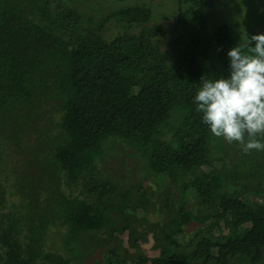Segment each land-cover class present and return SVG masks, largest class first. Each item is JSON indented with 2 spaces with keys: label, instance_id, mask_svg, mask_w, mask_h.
<instances>
[{
  "label": "trees",
  "instance_id": "16d2710c",
  "mask_svg": "<svg viewBox=\"0 0 264 264\" xmlns=\"http://www.w3.org/2000/svg\"><path fill=\"white\" fill-rule=\"evenodd\" d=\"M86 3L0 0V264H82L97 249L124 264L111 240L123 235L135 264H264V206L221 193L216 171L192 172L237 154L194 103L201 76L229 75L227 51L238 45L229 27L178 2L163 24L131 7L92 29ZM111 21L118 33L108 40ZM116 143L139 154L145 176L123 185L102 175L96 160ZM251 154L238 155L253 179L264 151ZM148 176L167 182L160 223L135 216L158 192ZM220 224L226 233L212 235Z\"/></svg>",
  "mask_w": 264,
  "mask_h": 264
},
{
  "label": "rangeland",
  "instance_id": "374dc122",
  "mask_svg": "<svg viewBox=\"0 0 264 264\" xmlns=\"http://www.w3.org/2000/svg\"><path fill=\"white\" fill-rule=\"evenodd\" d=\"M178 2H180L183 8L193 7L196 10H201V14H203L204 17L207 16L208 19L215 24H226L238 44L245 42L246 36L250 37L256 35L264 28V0H98V4L93 3V0H87L84 13L89 14V24H91L92 29H94L99 27V23H101L104 17L110 12L131 7H143L141 9L145 7L151 12L148 21L149 25H159L163 24L164 19L170 17L172 13L177 10ZM81 4H83V2H81ZM107 26L109 29L106 34L105 31H103V34H105L106 39L111 40L114 35L118 33V26L114 25L112 21ZM162 133L163 134L157 138L159 142L168 141L172 134L170 129L164 130ZM225 144L227 147L232 145L227 142ZM103 147L104 150L108 151L104 159L105 161L102 162L100 158H97L95 164L98 165V169H100L102 175L104 174L114 180L120 177L122 178L121 181L124 183H121L123 185L130 183L133 179L145 176L144 170L148 169V165L144 164L139 154H133L132 148L118 143L114 144L113 149L110 151L105 144ZM235 148H237V154L235 152H230L227 156H223L221 151L216 150L214 156H223V160L215 158L212 164L201 166L192 172L197 175H205L216 171L219 174L218 179H220L221 182V193H227L229 196H240L239 198H242L241 201L252 208L256 205L264 206V165L256 169L255 178L250 179L248 173L244 170L246 166L243 168L239 161L240 156L238 154H240L241 148L238 144ZM248 155H251L253 159V154L249 153ZM9 157L10 166H17L20 164V157L18 155L11 154ZM141 164L146 167L141 168ZM224 165L227 169L226 171H224ZM231 170L242 173V176L234 175V180L232 175H228ZM6 172L9 173L10 169L6 170ZM191 178H194V176ZM153 179V177L148 176L145 180L146 182H151L150 185L153 187L152 189L158 192L155 195L153 194L147 212L142 213L138 210L135 216L137 218H146L149 222L160 223L162 221V215L159 211V205L162 204L160 193H166L165 185L167 182L163 177H157V179L155 178L152 182ZM187 199H190V197H187ZM192 210H195V206L192 207ZM198 227V224H191L190 227L185 228V237L182 243H185L188 240V236L194 233ZM222 227V224H220L219 228H215L211 231V234L215 236L223 235V233H226V230H221L220 228ZM54 239L57 240V237H54ZM111 240L112 243L120 242L121 252L125 253V255H121L124 257V264H135L136 260L134 258L132 259L133 251L127 249L125 235L120 238L118 237V239L112 238ZM57 244V242L52 244L48 242L51 248H54ZM150 245L151 240L140 244L143 254L147 257L153 255L152 252H148L147 250ZM97 250L91 254V256H86L82 264H106L107 252L102 249L99 251Z\"/></svg>",
  "mask_w": 264,
  "mask_h": 264
},
{
  "label": "clouds",
  "instance_id": "9594fccd",
  "mask_svg": "<svg viewBox=\"0 0 264 264\" xmlns=\"http://www.w3.org/2000/svg\"><path fill=\"white\" fill-rule=\"evenodd\" d=\"M227 58V78L201 76L196 111L214 137L237 143L244 154L264 151V34L246 36Z\"/></svg>",
  "mask_w": 264,
  "mask_h": 264
}]
</instances>
